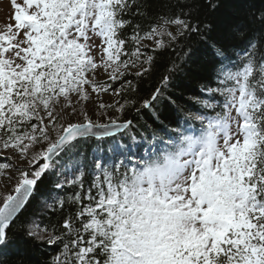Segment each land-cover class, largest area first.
Here are the masks:
<instances>
[{
    "label": "snow or ice",
    "instance_id": "obj_1",
    "mask_svg": "<svg viewBox=\"0 0 264 264\" xmlns=\"http://www.w3.org/2000/svg\"><path fill=\"white\" fill-rule=\"evenodd\" d=\"M10 5L0 25V184L14 187L0 191V264H264V11L233 23L225 0H205V20L161 18L144 30L125 18L144 15L138 0ZM186 34L211 50L210 67L189 68L209 72L200 88L207 98H195L201 111L170 128L155 105L192 50L150 99L137 101L127 76L151 69L144 41L155 52ZM164 36L167 43L157 39ZM105 93L115 98L105 103ZM93 94L96 119L86 108ZM142 109L159 127L141 137L150 158L132 162V148L143 146ZM88 141L97 152L107 143L105 155L89 160L80 150ZM51 177L54 189H73L48 194L60 222L44 224L35 212L21 220L38 182ZM46 246L58 249L52 259H34Z\"/></svg>",
    "mask_w": 264,
    "mask_h": 264
},
{
    "label": "trees",
    "instance_id": "obj_2",
    "mask_svg": "<svg viewBox=\"0 0 264 264\" xmlns=\"http://www.w3.org/2000/svg\"><path fill=\"white\" fill-rule=\"evenodd\" d=\"M141 4V11L144 13L143 16L136 17H125L126 19H132L133 23L141 25L142 29L148 30L150 26L162 24L161 18H175L180 16L181 18L188 19L191 23H196L197 19L205 20L207 17L204 15L206 11L204 4L205 0H138ZM226 7L222 9L229 18H232L233 23L246 22L251 18L253 14L259 15L260 12L264 11V0H225ZM190 13V15H188ZM235 14V18H233ZM172 30H175L174 35L177 32V27L173 24H168ZM167 26V25H166ZM127 34H131V28L127 29ZM166 43L169 38H162ZM145 43V41H144ZM238 49L243 48V42L240 39L231 41ZM146 44V43H145ZM153 47L143 49L147 55L154 57L153 64L148 73L140 78H136L134 75L127 76V79L133 80L136 85L137 91L134 98L137 101H143L144 99H150L152 93L157 87H160L161 81L165 75H168V69L172 66L173 62L179 63V56H182L184 52L189 49L192 50L193 56L189 60L188 64L185 65L184 71L172 74L169 86L167 89H162L164 92V99L159 104H156V110L161 113V120L164 124L171 127H177L179 122L180 126L185 125L186 115L191 113H199L201 106L196 103L198 97L207 98V95L201 93L200 88L202 84L207 83V77L209 72H199L196 74L190 73L189 68L196 67L199 64L208 63L210 67L211 62V50L207 44L195 34L185 35L177 37L175 42L171 43L170 47L158 49L155 52L152 51ZM195 61V63H193ZM136 70L133 69V72ZM108 80V79H107ZM106 80V81H107ZM118 87V85H113ZM171 96L172 99L176 100V104H169L167 97ZM113 97V96H112ZM115 97H113L114 99ZM112 99V100H113ZM109 115H115L109 113ZM128 118H133L130 114ZM96 119V118H93ZM140 125L144 127H138L136 131L139 135L136 136L137 143L143 145L140 148L133 147L132 152L135 153L134 159L132 156V162L147 160L150 158V154L153 151L148 143L141 137L150 136V133L154 130H158L159 124L151 119L148 110L142 109L141 115L136 117ZM193 124L194 130H199L198 121H189ZM150 125L151 128H147ZM127 137L121 140L120 143L124 144ZM108 147L107 143L101 145L100 152H97L96 145L92 141L82 142L80 150L85 154L89 160L94 155H105L104 149ZM162 148L163 145H158ZM56 177L44 178L43 182H38L36 191L33 198L31 199L27 212L24 216H21V220L30 213L35 212L38 219H42L44 224H57L60 222V217L54 214L51 209L47 208V204L52 201L49 199L48 194L52 192L54 195L59 194L61 196L72 194L73 189L65 188V192H60L54 189L53 184ZM58 249L56 246H46L42 249L45 255L41 256L39 253L36 254L34 259L41 261H50L52 257L57 253ZM4 257H0L2 259Z\"/></svg>",
    "mask_w": 264,
    "mask_h": 264
},
{
    "label": "rangeland",
    "instance_id": "obj_3",
    "mask_svg": "<svg viewBox=\"0 0 264 264\" xmlns=\"http://www.w3.org/2000/svg\"><path fill=\"white\" fill-rule=\"evenodd\" d=\"M17 2L22 3V0H17ZM12 11L10 0H0V25H3L7 18L8 14ZM168 31L174 33L175 30H172L170 25L165 26ZM163 37H157V39H162ZM167 38V36H165ZM145 43L150 47H155L154 41H145ZM96 79L101 82H105L108 78L107 75L103 72H100L97 74ZM90 90V89H89ZM113 97L110 93L102 94V100L105 103H110L112 101ZM98 101L96 100L95 94H93L91 102H86V108L88 111L89 116L92 118H96L95 116V108L93 107L94 104H97ZM71 122H77V117L75 115L72 116ZM3 155H7V153H4ZM12 163H15V160L12 161ZM14 187V185H10L8 189H5L2 184H0V191H10L11 188Z\"/></svg>",
    "mask_w": 264,
    "mask_h": 264
}]
</instances>
